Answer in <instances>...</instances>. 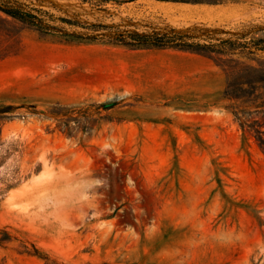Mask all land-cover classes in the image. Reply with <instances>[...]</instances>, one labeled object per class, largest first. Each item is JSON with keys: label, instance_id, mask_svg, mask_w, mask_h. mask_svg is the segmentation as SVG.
I'll list each match as a JSON object with an SVG mask.
<instances>
[{"label": "rangeland", "instance_id": "rangeland-1", "mask_svg": "<svg viewBox=\"0 0 264 264\" xmlns=\"http://www.w3.org/2000/svg\"><path fill=\"white\" fill-rule=\"evenodd\" d=\"M8 1L42 20L0 10V264H264V96L127 42L239 35L264 0Z\"/></svg>", "mask_w": 264, "mask_h": 264}, {"label": "trees", "instance_id": "trees-1", "mask_svg": "<svg viewBox=\"0 0 264 264\" xmlns=\"http://www.w3.org/2000/svg\"><path fill=\"white\" fill-rule=\"evenodd\" d=\"M218 1V0H213ZM6 2V3H5ZM0 1V10L12 17L35 25L41 18L20 5ZM63 21L71 24L70 19ZM130 45L144 47H173L210 59L225 73L224 95L254 103L264 96V26H252L239 35L200 41L180 33H133ZM260 145L264 139L257 137Z\"/></svg>", "mask_w": 264, "mask_h": 264}]
</instances>
